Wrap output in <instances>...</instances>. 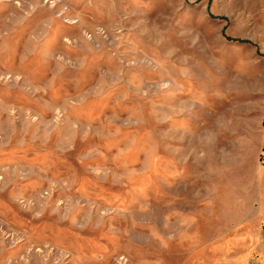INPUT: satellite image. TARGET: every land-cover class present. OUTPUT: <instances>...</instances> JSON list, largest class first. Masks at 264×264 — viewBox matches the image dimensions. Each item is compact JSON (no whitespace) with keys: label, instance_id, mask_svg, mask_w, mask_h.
Listing matches in <instances>:
<instances>
[{"label":"rangeland","instance_id":"obj_1","mask_svg":"<svg viewBox=\"0 0 264 264\" xmlns=\"http://www.w3.org/2000/svg\"><path fill=\"white\" fill-rule=\"evenodd\" d=\"M0 264H264V0H0Z\"/></svg>","mask_w":264,"mask_h":264},{"label":"trees","instance_id":"obj_2","mask_svg":"<svg viewBox=\"0 0 264 264\" xmlns=\"http://www.w3.org/2000/svg\"><path fill=\"white\" fill-rule=\"evenodd\" d=\"M243 41H245V40H243Z\"/></svg>","mask_w":264,"mask_h":264}]
</instances>
